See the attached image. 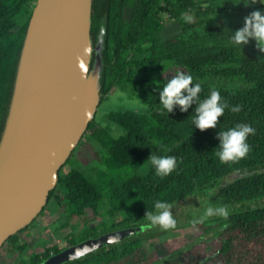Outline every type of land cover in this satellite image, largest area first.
I'll return each mask as SVG.
<instances>
[{
  "label": "trees",
  "instance_id": "trees-1",
  "mask_svg": "<svg viewBox=\"0 0 264 264\" xmlns=\"http://www.w3.org/2000/svg\"><path fill=\"white\" fill-rule=\"evenodd\" d=\"M32 1L0 0V137L35 5ZM262 7L259 3L245 6L242 0L239 4L232 0H93L91 68L101 43L100 103L112 92H119L139 105L107 112L103 118L108 124L103 125L96 115L91 120L84 134L91 133L106 151L104 169L95 168L89 175L76 167L60 169L48 201L56 197L64 204L71 244L108 230L146 226L144 215L154 211L155 201L174 205L201 193L210 195L213 206L234 209L227 218L215 216L220 220L217 230L221 235L217 247L200 250L195 246L187 251L185 264H264V53L251 38L242 48L233 46L229 39L231 31L243 25L245 15ZM164 11L181 25V32L175 36L164 35ZM182 14H192L195 20L185 22ZM172 66L190 73L193 83L201 84V99L212 89L220 92L229 107L216 128L201 131L192 126L195 105L186 112L178 107L171 113L163 110L158 90L176 73L167 72ZM236 105L240 111L232 112ZM111 123L120 128L118 136L113 134ZM238 123L255 129L247 138L249 151L242 159L222 163L217 155V132ZM152 151L174 156L176 168L167 176H158L148 160ZM211 190L214 192L209 193ZM248 199L258 201L249 205L244 203ZM93 215L114 221L104 230L90 232L86 222ZM146 228L63 264L175 262L182 245L162 252L161 248L146 250L143 245L145 238L171 228ZM19 235L8 238L11 248L26 247L25 243L19 247ZM63 248L57 243L48 245L44 257ZM41 260L40 253H31L21 264Z\"/></svg>",
  "mask_w": 264,
  "mask_h": 264
},
{
  "label": "water",
  "instance_id": "water-1",
  "mask_svg": "<svg viewBox=\"0 0 264 264\" xmlns=\"http://www.w3.org/2000/svg\"><path fill=\"white\" fill-rule=\"evenodd\" d=\"M93 0H36L0 137V248L48 204L101 101V43L91 68ZM89 237L40 264H63L143 230Z\"/></svg>",
  "mask_w": 264,
  "mask_h": 264
},
{
  "label": "rangeland",
  "instance_id": "rangeland-1",
  "mask_svg": "<svg viewBox=\"0 0 264 264\" xmlns=\"http://www.w3.org/2000/svg\"><path fill=\"white\" fill-rule=\"evenodd\" d=\"M36 0H33L31 4H35ZM192 15V14H191ZM193 16V15H192ZM164 17L169 20L164 35L165 37H172L180 32L181 26L171 19L168 13L164 14ZM195 18L193 17L194 21ZM180 70L178 66L170 67L167 72L175 73ZM126 108H135L139 105L137 100L133 98H125L121 93H112L109 96L102 99L99 104L96 119L102 120V124H108L103 118L107 112L112 110L122 109L121 106ZM110 125V124H109ZM112 132L118 136L120 128L115 123H111ZM107 156L106 151L100 145L98 140L92 136L91 133L84 134L80 142L73 150L69 160L62 166V170L67 171L71 167L81 169L85 174H92L95 168H105V158ZM145 172V171H144ZM235 176L229 177L227 180L233 179ZM227 178L224 177L223 179ZM214 192L213 190L209 193ZM209 194H195L188 198L179 201L172 205V213L176 220V226L169 231L157 235L155 237L145 238L143 245L146 250L154 251V249L161 248L163 250H171L172 248L182 245L175 255V262L168 264H185L186 253L197 246L198 249L205 248L210 250L211 247H217L221 241V235L217 230V225L220 222L215 216L208 217L203 221L193 222L199 217L204 209L211 205L209 201ZM263 198V197H262ZM260 199V198H258ZM256 200L248 199L244 203H250L253 205ZM264 204V198L261 201ZM258 204V203H257ZM239 205V204H237ZM215 207V206H213ZM233 210L234 208H228ZM231 213V212H230ZM114 220L106 217L105 215L96 216L87 220V228L90 232H98L104 230L107 224L112 223ZM221 229L220 226H218ZM71 226L67 220V213L65 212L64 204L61 203L56 197H53L45 206L43 211L34 219L30 226L23 232H19V247L24 243L26 247L11 248V243L7 240L0 248V264H21L25 260H29L30 254L40 253L44 251V248L53 243H57L62 247L68 246L69 240L67 235L70 233ZM170 255V253L168 254Z\"/></svg>",
  "mask_w": 264,
  "mask_h": 264
},
{
  "label": "clouds",
  "instance_id": "clouds-1",
  "mask_svg": "<svg viewBox=\"0 0 264 264\" xmlns=\"http://www.w3.org/2000/svg\"><path fill=\"white\" fill-rule=\"evenodd\" d=\"M234 4L241 3V0H232ZM245 6L259 3L264 5V0H242ZM185 22H192L193 16L182 14ZM243 25L232 30L229 36L233 46L241 48L249 43L250 38L255 41V46L260 52L264 53V7L256 8L243 17ZM104 33L103 27L100 28V36ZM201 84L193 83V76L190 73L177 71L163 83L158 90L159 103L167 113L173 112L177 107L181 112L188 111L189 107L195 105V115L192 119V126L201 131L208 128H216L220 117L224 115L225 109L229 105L223 101L220 92L212 89L205 98H200ZM232 112H239L238 105L232 106ZM255 129L246 123H238L234 127L218 131L219 160L224 162L236 161L244 158L249 151L247 138L254 134ZM155 173L158 176L169 175L177 166L176 158L170 155H157L153 151L148 157ZM45 208V207H44ZM172 205L164 200H157L154 204V211H146L144 217L148 224L146 227L159 226L167 230L176 226V220L172 213ZM230 210L225 205L208 206L203 213L193 222L203 221L208 217L218 216L227 218Z\"/></svg>",
  "mask_w": 264,
  "mask_h": 264
},
{
  "label": "flooded vegetation",
  "instance_id": "flooded-vegetation-1",
  "mask_svg": "<svg viewBox=\"0 0 264 264\" xmlns=\"http://www.w3.org/2000/svg\"><path fill=\"white\" fill-rule=\"evenodd\" d=\"M165 13H168V12H163L161 15L163 16V18L165 19V21H166V23H167V26L169 25V20L167 19V18H165L164 17V14ZM168 15H169V13H168ZM169 17H170V15H169ZM171 19H174V18H172V17H170ZM175 20V19H174ZM175 22H177L176 20H175ZM178 23V22H177ZM179 24V23H178ZM180 25V24H179ZM181 26V25H180ZM166 28L167 27H165V29H164V32H165V30H166ZM181 29V28H180ZM180 32H181V30H180ZM179 32V33H180ZM178 34V33H177ZM175 36V35H174ZM112 93H116V92H112ZM111 93V94H112ZM121 107H125V106H121ZM119 229V228H118ZM113 230H116V229H113ZM109 231H112V230H108V231H104V232H101L100 234H98V235H96V236H92V237H98V236H100L101 234H103V233H106V232H109ZM89 238V237H88ZM87 239V238H86ZM82 241V240H81ZM53 244H55V243H53ZM68 246H66V247H64L63 249H65V248H67V247H69V246H71V245H74V244H71L70 242H68ZM112 244V243H111ZM110 244H108L107 246H109ZM60 247H62V246H60ZM102 248V247H101ZM45 249V248H44ZM62 249V250H63ZM62 250H60V251H58V252H56L55 250H53L52 251V254L50 255V256H52V255H55V254H57V253H59V252H61ZM97 250V249H96ZM96 250H94V251H96ZM93 252V251H92ZM44 252H40V254H41V256H42V260H41V262L42 261H44L46 258H48V257H50V256H48V257H44V254H43ZM89 254V253H88ZM87 255V254H86ZM83 257V256H82ZM41 262H39L38 264H40Z\"/></svg>",
  "mask_w": 264,
  "mask_h": 264
}]
</instances>
